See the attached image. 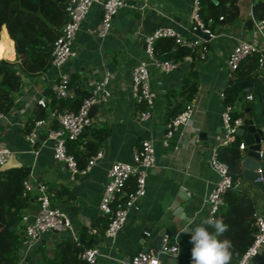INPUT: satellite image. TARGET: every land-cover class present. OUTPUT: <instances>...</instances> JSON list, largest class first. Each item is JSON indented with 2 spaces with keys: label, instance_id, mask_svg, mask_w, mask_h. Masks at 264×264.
Segmentation results:
<instances>
[{
  "label": "crops",
  "instance_id": "1",
  "mask_svg": "<svg viewBox=\"0 0 264 264\" xmlns=\"http://www.w3.org/2000/svg\"><path fill=\"white\" fill-rule=\"evenodd\" d=\"M191 3L192 0H128V4L114 14L109 32L101 37L89 30L98 23L102 12L101 3L94 2L77 31L72 45L73 53L64 64L60 67L51 64L39 74L22 76L23 84L13 106L0 117V146L12 150L8 164L27 166L31 176L48 187L57 184L68 188L51 203L67 214L72 226L62 231L44 232L29 245L22 241L18 264H37L42 251L53 248L61 238L79 239L81 227L88 226L102 213L99 201L108 180L109 166L116 160L131 161L133 150L145 137L150 138L155 147V165L147 172L146 193L139 198L138 208L128 212L127 220L114 238L100 237L99 231H93L94 227L89 228L92 234L89 240L92 238V244H97L100 250L96 264H127L131 254L150 244L162 228L176 231L175 235L170 236L180 248L176 256L163 254L162 264H185L191 249L190 237L184 231L187 220L199 224L207 218V195L218 179L217 172L211 167L210 156L220 145L223 133L222 112L225 104L219 89L224 83L223 92L230 85L229 79L238 78L233 71H229L227 57L239 38L250 35L246 22L252 14V0H237L238 19L234 23L220 22L215 36L207 39L191 30ZM165 26L172 27L184 39L197 37L199 44L194 46L198 55L194 58L193 67L192 58L188 60L186 55L178 61L176 68L169 71H162L153 65L150 67L149 82L157 96L152 115L142 121L139 113L143 105L137 102L131 89L132 69L139 61L147 60L146 36L156 28ZM1 33L11 41V56L1 58L14 59V43L5 26ZM191 68L197 71L198 83L197 90L189 97V89L183 79ZM63 70L70 77V94L75 93V88L90 91L105 72H109L107 86L111 94L106 101L97 102L90 108L89 126L105 125L110 132L98 143L97 150L103 151L102 157L84 174L71 172L64 160L54 156L52 142L46 138L51 114L39 125L42 130L36 142L31 143L24 131L26 118L37 104L36 99L44 95L45 89L57 81ZM260 76L264 77V66H260ZM258 81L254 77V84ZM240 91L242 97L234 107L243 115L245 96ZM169 98L170 105L167 104ZM251 100L252 97L249 104ZM187 103L193 105L190 119L176 128L169 138V144L165 145L162 140L169 122L167 108L171 112L175 105L184 108ZM263 106L264 94L254 108L250 104V111L262 116L259 123L264 127ZM239 135L243 142V136ZM84 136L83 141L80 136L68 141L72 152L80 156L82 166L89 157L85 145L93 140L89 133ZM261 148L264 152V141ZM240 150L243 156L245 146ZM238 174L239 187L255 198L257 208L262 207L264 180L259 179L260 173L255 181L262 182L263 189L254 181L244 178L242 173ZM54 192L55 189H52L50 195ZM31 193L34 199L23 211L29 219L38 207L35 190Z\"/></svg>",
  "mask_w": 264,
  "mask_h": 264
},
{
  "label": "trees",
  "instance_id": "2",
  "mask_svg": "<svg viewBox=\"0 0 264 264\" xmlns=\"http://www.w3.org/2000/svg\"><path fill=\"white\" fill-rule=\"evenodd\" d=\"M236 1L201 0L199 12L205 26L213 33L217 27L221 26L219 19V4L221 3L228 4L223 20L226 23H234L239 17ZM66 2L67 0H0V32L5 26L8 36L13 40L15 51L14 59L0 58V112L6 113L13 106L15 96L23 84V75L39 74L51 65V50L54 39L58 34L59 27L67 19ZM252 15L255 18L264 19V0H252ZM246 25L251 28V18L247 20ZM0 35V57H10L11 41L6 35L2 33ZM195 47L184 44L176 45L173 37L163 36L154 42V55L159 59H172L174 61H179L185 55H190L193 67L194 58L198 55V50ZM260 58H262V50L253 52L244 57L233 71V74L238 77L237 79L249 76L259 79L251 93L250 104L252 108L257 105V101L264 94V77L260 76ZM183 83L188 86L189 97H192L197 90L196 69L191 68L189 74L183 79ZM88 94L89 91L83 89L72 93L70 96L60 97L55 94L51 87L46 88L44 95L47 97V105L45 107L39 104L34 106L26 118L25 133L30 131L37 119L43 118L46 121L51 112L62 113L76 110L82 99ZM241 97L240 88L235 83L228 85L222 92L223 102L231 107L232 117L242 116V112L234 107V104ZM167 104H171L170 98ZM182 109L183 107L175 105L170 112V109L167 108L169 121ZM261 112L264 113V106ZM47 126L48 128L57 127V119L51 116ZM87 127L79 136L81 141L85 140L84 134L86 133L93 137V140L85 145L90 156L96 152L98 143L109 134L110 129L105 125ZM37 129L39 133L42 130L39 126ZM68 141L73 140H67V151L73 154L78 167H82L80 156L72 152ZM240 141V135L236 132L231 142L216 147L217 158L225 162L229 169L235 167L241 160L242 154L238 146ZM28 174L29 168L27 166L10 165L8 162L0 165V264L19 263V248L25 238L22 215L24 209L34 199L31 192L24 191L23 181ZM231 174L234 184L223 191V202L214 219H222L229 226V230L224 233L221 239L231 240L233 247L230 264H235L253 240L255 231L253 212L257 208V204L255 198L250 196L245 189L235 185L239 179V174ZM135 186V177L130 176L117 192L116 197L120 200L126 198ZM46 187L51 201L56 196L68 191L65 186L57 184ZM52 189H55V192L50 195ZM109 219L110 215L102 212L88 226L83 225L81 227L79 239L66 237L57 240L53 248L42 251L37 264H86L80 255L88 247L87 241L92 236L89 228L94 227L101 233Z\"/></svg>",
  "mask_w": 264,
  "mask_h": 264
},
{
  "label": "built area",
  "instance_id": "3",
  "mask_svg": "<svg viewBox=\"0 0 264 264\" xmlns=\"http://www.w3.org/2000/svg\"><path fill=\"white\" fill-rule=\"evenodd\" d=\"M200 1L192 0L189 15L191 30L195 32L197 28L207 32L210 37H214L215 33L205 26L204 21L200 16ZM94 2H100L102 5L101 17L98 23L89 30L98 35H106L112 25V18L119 8L128 4V0H67L65 10L67 12V19L59 27L58 34L53 42L51 50V64L60 67L72 55V45L75 40L77 31L79 30L82 21L87 15L91 5ZM223 17L219 15V19ZM252 25L250 28V35L247 38H239L233 45L227 57V66L229 71H234L241 60L247 55L264 50V19L255 18L251 14ZM170 36L176 42L186 46L198 45L197 37L192 39H184L172 27L165 26L153 30L145 38V52L147 60H141L134 65L132 69L131 89L138 103L143 105L140 110L139 119L147 120L153 112L155 98L157 92L151 87L150 67L157 66L162 71H169L178 65V61L172 59H159L154 55V42L156 39ZM199 36V35H197ZM206 47H203V51ZM203 56V54H201ZM186 59L191 60L190 55L185 56ZM262 61V58H260ZM69 74L63 70L59 73V78L52 84V90L57 96H70L69 90ZM109 81V72L106 71L103 78L96 83L85 96L79 107L76 110L54 113L58 121L57 127H50L47 130L46 138L51 140L53 154L57 159L64 160L71 172L86 173L92 165L102 157L103 151L96 150L91 154L84 166L78 167L73 154L67 151V140L76 139L81 132L90 125V107L97 103L106 101L111 92L107 84ZM222 96V92H221ZM248 99L252 97L251 93L246 96ZM47 97L45 95L36 99V103L42 107L47 105ZM193 111V105L187 103L185 107L177 113L173 119L166 124V131L164 133L163 143L169 144V138L174 133L176 128L187 123ZM5 113L0 112V117ZM45 119H37L34 126L26 134L27 139L34 143L39 138L37 126L41 125ZM222 121L224 131L220 140V145L227 144L232 141L234 134L237 132L238 125L242 123L241 117H232L231 107L225 105L222 112ZM239 148H244V143H239ZM12 154L9 147L0 146V165L7 162ZM211 167L217 172L218 179L215 181L212 189L207 195L208 215L207 218H215L219 206L222 204L223 191L231 187L233 183L232 174L228 165L217 158L216 149L213 150L210 156ZM155 165V147L150 138H143L138 147L133 150L132 160H116L111 163L108 168V180L104 184V188L99 201V209L101 212L109 214L110 219L105 226L100 237L114 238L117 232L122 228L127 220L128 212L133 208H138V200L146 193V176L150 168ZM260 173L259 179L264 180L263 171L261 167L258 168ZM135 177L136 186L131 190L126 198L120 200L116 197L117 192L125 184L130 177ZM239 179L235 185L239 186ZM24 191L32 192L35 190V199L38 203L37 210L32 218L29 219L28 214L23 213L22 221L25 226L24 244H32L39 239V237L47 231H62L71 228L72 224L67 214L59 207L52 205L49 194L47 192L46 184L34 179L29 171L28 176L23 181ZM253 224L255 227L254 237L251 244L241 254L235 264H254L252 258L257 252L264 250V205L256 208L253 212ZM93 231H96L94 229ZM179 244L173 240L170 235L164 234L158 247H149L131 254L127 264H162L161 256L163 254H171L176 256L179 253ZM99 247L97 244H91L81 253V258L86 264H96L97 256L99 254ZM185 264H190V255L187 256Z\"/></svg>",
  "mask_w": 264,
  "mask_h": 264
},
{
  "label": "water",
  "instance_id": "4",
  "mask_svg": "<svg viewBox=\"0 0 264 264\" xmlns=\"http://www.w3.org/2000/svg\"><path fill=\"white\" fill-rule=\"evenodd\" d=\"M214 1L217 2V0ZM226 9L227 3L219 4V15L223 17ZM220 22H224L223 18L220 19ZM195 32L202 38H209V34L202 31L200 28H197ZM262 54L263 60L260 64L261 67L264 66V50H262ZM228 83H235L243 91V95L245 96V108L241 117L242 123L238 125L237 132L243 136V143L246 150L239 163L235 167L231 168L230 172L236 174L242 173L244 178L254 181L263 189V183L260 181H255V178L259 176V172L257 171L258 168L261 167V169L264 170V152L261 148L264 141V127L259 123V120L262 116L258 113L253 114L250 111L249 99L246 97L254 90L256 86V84H254V77L249 76L246 78L229 79ZM223 85L224 83H222L220 86V92H222ZM77 91L78 88H75V92ZM222 131H224V127H222ZM144 231L146 232L147 230L145 229ZM164 234L175 235L176 231L170 232L166 228H162L158 231L152 242L143 249H147L149 247H158ZM91 244L92 238L88 241V245ZM252 261L254 264H264V250L260 249L257 254L253 256Z\"/></svg>",
  "mask_w": 264,
  "mask_h": 264
},
{
  "label": "clouds",
  "instance_id": "5",
  "mask_svg": "<svg viewBox=\"0 0 264 264\" xmlns=\"http://www.w3.org/2000/svg\"><path fill=\"white\" fill-rule=\"evenodd\" d=\"M228 230L222 219L206 218L199 224L188 219L184 231L190 237V264H230L232 242L221 239Z\"/></svg>",
  "mask_w": 264,
  "mask_h": 264
}]
</instances>
